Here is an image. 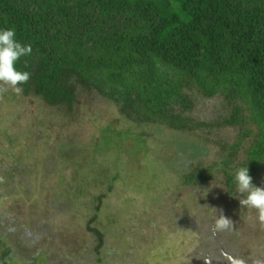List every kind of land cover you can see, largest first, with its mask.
I'll use <instances>...</instances> for the list:
<instances>
[{
	"label": "trees",
	"instance_id": "1",
	"mask_svg": "<svg viewBox=\"0 0 264 264\" xmlns=\"http://www.w3.org/2000/svg\"><path fill=\"white\" fill-rule=\"evenodd\" d=\"M9 27L32 47L16 64L31 74L19 94L43 107L42 125L62 128L80 106L108 101L136 124L214 133L212 161L200 159L182 185L213 181L230 195L246 165L264 187V0H0V28Z\"/></svg>",
	"mask_w": 264,
	"mask_h": 264
},
{
	"label": "rangeland",
	"instance_id": "2",
	"mask_svg": "<svg viewBox=\"0 0 264 264\" xmlns=\"http://www.w3.org/2000/svg\"><path fill=\"white\" fill-rule=\"evenodd\" d=\"M20 99L12 88L0 91V130L9 133L0 135V253L7 263L264 264L256 210L213 181L182 185L200 159L212 161L214 133L136 124L103 100L52 128L51 119L42 125L34 96ZM94 195H101L100 208ZM220 210L232 230H212Z\"/></svg>",
	"mask_w": 264,
	"mask_h": 264
},
{
	"label": "clouds",
	"instance_id": "3",
	"mask_svg": "<svg viewBox=\"0 0 264 264\" xmlns=\"http://www.w3.org/2000/svg\"><path fill=\"white\" fill-rule=\"evenodd\" d=\"M31 52L30 44H23L16 38L14 28H0V91L12 88L17 93L22 92L21 85L28 82L31 74L29 71L18 69L16 64L20 57L30 55ZM233 183L236 199L237 196L242 197L238 199L239 204L256 210L258 220L264 222V187H258L252 183V177L246 165L235 170ZM233 228L234 222L220 210L217 214L215 229L232 230ZM213 234L215 235V230ZM231 259L235 258L231 256Z\"/></svg>",
	"mask_w": 264,
	"mask_h": 264
}]
</instances>
